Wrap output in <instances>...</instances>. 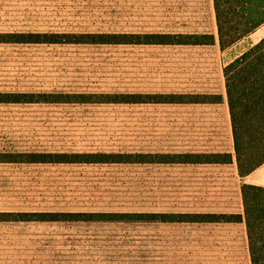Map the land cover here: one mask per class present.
<instances>
[{
    "label": "rangeland",
    "instance_id": "374dc122",
    "mask_svg": "<svg viewBox=\"0 0 264 264\" xmlns=\"http://www.w3.org/2000/svg\"><path fill=\"white\" fill-rule=\"evenodd\" d=\"M37 27L48 26L38 23ZM79 27L74 19L54 24V29ZM262 35L264 26L224 59L238 55ZM148 56V51L109 45L46 44L1 50L0 92L179 93L199 85L192 77H182L194 74L196 67L139 64ZM171 120V106L1 105L0 151H180L172 139ZM167 171L126 165L38 168L36 208L84 213L167 211L175 201L171 186L167 187L172 181ZM141 221L37 226L36 241L21 243V264H172V253L165 250L164 227Z\"/></svg>",
    "mask_w": 264,
    "mask_h": 264
},
{
    "label": "crops",
    "instance_id": "0c3cea01",
    "mask_svg": "<svg viewBox=\"0 0 264 264\" xmlns=\"http://www.w3.org/2000/svg\"><path fill=\"white\" fill-rule=\"evenodd\" d=\"M74 19L77 29H54L57 22ZM109 22V23H108ZM48 26L38 28L37 24ZM108 23V28L105 25ZM85 25V26H84ZM264 26V25H263ZM228 49H221L213 0H0V34H91V35H170L212 36L208 45L193 44H70L123 46L148 51L139 64L149 66L196 67L199 83L179 93H125L129 95H163L178 97H219L216 102L180 101L173 103L124 104L136 106H171L172 139L180 151H115L87 153H128L145 155H230L228 164L207 163H100L54 164L0 162V264H21V243L36 241L37 226L51 221L31 218L53 213L118 215H234L238 222H141L161 224L166 233V252L172 253V264H251L248 232L244 218L241 187L249 184L264 187V165L251 174H239L224 68L264 38L259 37L248 48L224 59L236 46L255 35L260 28ZM33 43H0V51L30 49ZM56 45V44H48ZM40 92H0V94H38ZM50 94V93H45ZM112 94V93H101ZM1 105H52L43 103H0ZM88 105V104H82ZM107 105V104H103ZM121 105V104H117ZM178 142V143H177ZM51 151L1 150L0 154L17 157ZM83 153V152H81ZM154 166L162 167L172 178L173 205L167 211L153 213H84L38 211L35 197L37 170L47 166ZM168 177V176H167ZM31 189L33 193L31 192ZM31 194H33L31 196ZM102 220L97 222H115ZM118 221V220H117ZM94 223V222H93ZM32 229V230H31Z\"/></svg>",
    "mask_w": 264,
    "mask_h": 264
},
{
    "label": "trees",
    "instance_id": "16d2710c",
    "mask_svg": "<svg viewBox=\"0 0 264 264\" xmlns=\"http://www.w3.org/2000/svg\"><path fill=\"white\" fill-rule=\"evenodd\" d=\"M221 49L240 42L264 25V0H213ZM33 44H193L208 45L212 36L30 34L1 35L0 43ZM236 162L245 177L264 165V38L224 68ZM216 102L219 97H178L129 94H0V103L143 104L180 101ZM54 164L207 163L228 164L230 155H145L128 153H33L17 157L0 154V162ZM251 264H264V187H241ZM6 215L0 214V219ZM31 218L51 222H86L132 218L164 222H238L234 215H118L53 213Z\"/></svg>",
    "mask_w": 264,
    "mask_h": 264
}]
</instances>
